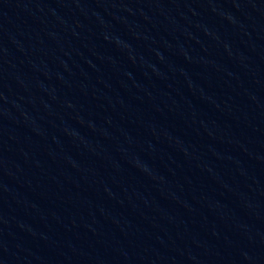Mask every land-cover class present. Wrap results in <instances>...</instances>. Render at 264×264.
I'll list each match as a JSON object with an SVG mask.
<instances>
[{
    "label": "water",
    "instance_id": "water-1",
    "mask_svg": "<svg viewBox=\"0 0 264 264\" xmlns=\"http://www.w3.org/2000/svg\"><path fill=\"white\" fill-rule=\"evenodd\" d=\"M0 264H264V0H0Z\"/></svg>",
    "mask_w": 264,
    "mask_h": 264
}]
</instances>
